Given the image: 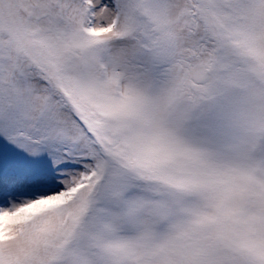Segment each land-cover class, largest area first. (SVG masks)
I'll return each instance as SVG.
<instances>
[{
	"label": "snow or ice",
	"instance_id": "6c2138e0",
	"mask_svg": "<svg viewBox=\"0 0 264 264\" xmlns=\"http://www.w3.org/2000/svg\"><path fill=\"white\" fill-rule=\"evenodd\" d=\"M0 264H264V0H0Z\"/></svg>",
	"mask_w": 264,
	"mask_h": 264
}]
</instances>
